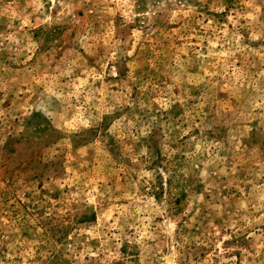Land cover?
I'll list each match as a JSON object with an SVG mask.
<instances>
[{
	"label": "rangeland",
	"instance_id": "rangeland-1",
	"mask_svg": "<svg viewBox=\"0 0 264 264\" xmlns=\"http://www.w3.org/2000/svg\"><path fill=\"white\" fill-rule=\"evenodd\" d=\"M0 264H264V0H0Z\"/></svg>",
	"mask_w": 264,
	"mask_h": 264
}]
</instances>
